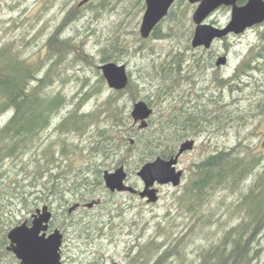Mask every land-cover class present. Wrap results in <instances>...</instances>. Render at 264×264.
I'll return each mask as SVG.
<instances>
[{
    "label": "trees",
    "instance_id": "16d2710c",
    "mask_svg": "<svg viewBox=\"0 0 264 264\" xmlns=\"http://www.w3.org/2000/svg\"><path fill=\"white\" fill-rule=\"evenodd\" d=\"M114 1L102 0L98 5L101 8L97 10L114 9L113 4L117 3ZM92 2L73 7L62 23L67 25L78 19L86 7L97 8V5L92 6ZM136 2L139 5V1ZM145 8L142 1L140 10ZM176 16L178 14L172 9L162 22L170 19L175 22ZM62 23L47 40L51 72H54L53 67L57 71L61 64L75 54V61L86 70L94 67L93 71L97 73L96 79L86 74L79 75L77 79L81 88L72 98L61 91L53 93L47 90L58 78L57 72L51 73L48 78L37 79L38 68L16 60L8 48L0 53V115L15 108L14 115L11 113V117L0 128V264L7 263L9 259L4 256L12 254L7 249L8 231L23 221L20 219L21 214L32 213L45 204L55 211L51 220L52 228H59L65 234L73 230L77 238H86L93 232H97L96 237L102 236L109 224L104 227L100 223L108 221L100 220L92 212L97 207H103L117 193L110 192L105 186V164L109 165L110 161L113 167L125 165L129 172L132 170L137 173L144 163L158 156L170 157L178 143L190 135V128L200 129L197 133L207 128L206 124L202 127L205 120L203 107L189 110L185 105L195 100L202 101L193 98L194 94L202 95L206 90L199 86L196 79L211 64L204 63L201 57L186 58L182 51L169 52L160 58L154 46L147 44L152 39L173 37L176 25L170 24L167 30L162 31L160 23L149 39H143L137 30V21L132 32L136 34L138 43L130 48L127 23L124 20L115 23L112 33L101 37V62L128 63V55L147 56L148 63L138 76L144 83L145 92L143 95L139 93L138 79H134L129 70L128 86L123 90L111 89V93L99 105L90 109L84 108V104L108 88L107 82L94 55L85 50V37H62ZM191 46L188 45L186 49L190 50ZM258 51L255 54L257 57ZM261 52H264V45ZM239 71L243 75L248 69L243 66ZM216 81L219 86L226 82L222 78ZM184 84L197 85L198 89L185 88ZM177 95L180 98L176 100L181 101L183 106L180 110L174 109L172 105ZM124 97L128 100L123 105ZM139 99L145 100L154 109L145 129L130 127V108ZM66 107H71V110L55 123V116ZM230 114L231 111L226 109L227 124L233 119ZM210 118L217 120L218 115L211 114ZM244 119L241 117L242 122ZM178 124L187 130L180 131L177 129ZM53 126L59 136H66L62 145L59 141L44 143V135ZM70 133L79 136L92 134L88 154L84 155L81 163H78L75 155L79 153L78 150H87L81 148L78 142L70 141L67 138ZM33 151V161L30 159L27 163L25 157ZM263 155L264 151L251 154L249 150L238 154L234 148L216 149L206 158L195 162L194 177L182 194V201L188 202V210L197 214L214 191L230 188L231 192L237 193V198L228 206V210L241 215V219L237 225L225 231L222 242L199 253L194 264H253L257 258L260 260V239L264 233V175L253 174ZM252 176L253 180L249 181ZM246 182L250 183L249 189H240V185L247 186ZM93 199H101V203L92 209L83 208L85 212L81 214V208L69 213V207L75 203ZM84 213L88 219L84 218ZM156 240L158 237L149 239L144 245L137 243L136 248L130 246L129 251L137 250L136 261L139 258V262L141 260L145 264H167L181 257L178 247L184 240L183 236L175 238L169 246Z\"/></svg>",
    "mask_w": 264,
    "mask_h": 264
},
{
    "label": "rangeland",
    "instance_id": "374dc122",
    "mask_svg": "<svg viewBox=\"0 0 264 264\" xmlns=\"http://www.w3.org/2000/svg\"><path fill=\"white\" fill-rule=\"evenodd\" d=\"M101 1L93 0L92 6L97 5V8L86 7L82 11V16L65 25L62 21L67 12L73 7H77L80 0H0V53L3 49L8 48L7 50L16 55L27 57L25 60L35 68H39L46 63L50 64L51 62L48 60L44 47L47 45L48 38L60 27L61 23L63 25L62 37H85V50L94 55L98 66L102 63L101 59L103 57V53L99 50V47L103 45L101 37L105 38L108 33L111 34L115 23L118 24V22L124 20V22L129 24L123 23V25L126 24L127 26L126 31L130 41V48L133 45L136 46L138 40L135 39L136 34L132 30L137 21H139L137 30L140 34V25L146 10V8L140 10L143 0H138L139 5L136 2L137 0H116L117 3L113 4L114 9L104 11L97 10L101 8V6H98ZM197 5L190 3L189 0H177L175 7L172 8L178 14L176 21L165 20L160 26L161 30L164 31L163 29L167 30L170 24L172 26L176 25L173 37L160 40L152 39L147 42L148 46H154L160 58L173 51H182L186 58H202V55L206 56V53L191 46V38L195 29L192 17ZM130 7L131 9H129ZM128 9L129 12L127 13ZM230 18L231 7L222 6L211 13L207 18V22L216 26H224L230 21ZM262 33H264V28L259 31L249 32L240 38L231 36L224 43L217 40L213 44L210 56L216 54L218 50H223L222 52L229 53L228 63L222 67H216L213 63L197 77L196 81L198 80L199 86L206 89L204 92H207L208 95L221 93L220 90L222 88L218 85L216 79L228 78L234 74L238 67H243L242 64L259 50L255 45L259 42V34ZM188 45L191 46L190 50L186 49ZM252 46L251 52L246 56ZM74 57L75 54H72L69 60L61 64L60 68L57 69V77L59 78L52 82V86L47 89L48 91L53 93L61 91L68 98H72L81 88V84L77 79L79 75L83 76L86 74L96 79L97 73L93 71L94 67L86 70L79 62L74 60ZM127 59L128 63L125 64H128V71H132L134 79H138L137 90L143 95L145 86L138 76L148 63V58L142 54H131L127 56ZM242 60L244 62H241ZM255 76H258V74H255ZM259 77L263 78L264 73L259 74ZM187 86L188 88L198 89L197 85L194 84H187ZM187 86L184 84L185 88ZM111 91L109 86L108 88L106 87L101 94L94 96L85 103V106L83 105L84 108L91 109L96 107ZM223 91L226 103L231 106L229 102L232 100V95L228 89ZM248 93L250 92L247 91L246 94ZM236 95V93L233 94V96ZM122 100L124 105L128 98L124 97ZM132 108L133 105L130 108V112ZM69 110H71V107L61 110L55 116V123L61 120ZM11 113V110H7V112L0 115V128L11 117ZM132 126L135 127L133 119L130 127ZM242 133V138H250L245 143L253 142L258 136L257 133L252 135L250 131ZM91 135L84 134L79 136L78 134L70 133L67 138L72 142H78L81 148L87 150L90 147L89 145H91ZM65 138L66 136L64 135L59 136L55 126L51 127L49 132L43 137L45 145L55 141H59L62 145ZM236 140V134L233 130H229L228 124H226V130L219 133L218 138L214 139V141L207 140L205 135L200 136L194 150L183 157L181 166L185 169L186 176H184L181 186L164 187L159 201L145 205L144 209L134 208L132 199L125 194L116 193V195L109 198L103 207H97L92 212L100 220L108 221L100 223L104 227L109 224L102 236L99 237L97 235L98 237H96L97 232H93L90 236L87 235L86 238H77L73 230L68 231L63 244V253L73 255L69 258L70 263L79 257L84 264H96L99 261L101 264H110L123 260H127L131 264H145L141 260L139 262V258L136 261L137 250L129 251L130 246L136 248L137 243L144 245L149 239L153 240L157 237V242H163L169 246L175 238L183 236L184 240L178 247L182 253L181 257L173 259L167 264L196 263L199 253L210 249L212 245L222 242L225 231L237 225L240 221L241 215L234 213L231 209L228 210V206L237 198V193L231 192L230 188L214 191L197 214L188 210V202L182 201V194L192 176L194 177L193 166L195 162H199L203 157L206 158L208 154L214 153L216 149L225 150L235 147ZM243 147L246 148L245 144L239 146L238 149H234L238 154L249 150H251V154L262 152L258 148L245 150ZM34 152L26 155L25 161L27 163H29L30 159L31 162L33 161ZM78 152L75 157L78 163H81L84 161V155L88 154V150L83 152L78 150ZM105 165L108 170H114L121 166L113 167L110 161L109 165ZM125 168L129 174L130 181L138 182L140 180L136 171L131 170L129 172L128 167ZM253 175H264V155ZM253 178L254 176L249 181H252ZM246 184L247 186L240 185L239 188L245 187V189H249L250 183L246 182ZM80 211L79 214L85 212L83 207H81ZM31 214L24 212L21 214L20 219H23V221L28 220ZM85 215L84 213V218L87 217ZM134 241L135 243L133 244L132 242ZM260 243L261 258L260 260L259 258L254 260L253 264H262L264 262V233L261 236Z\"/></svg>",
    "mask_w": 264,
    "mask_h": 264
},
{
    "label": "water",
    "instance_id": "95a60500",
    "mask_svg": "<svg viewBox=\"0 0 264 264\" xmlns=\"http://www.w3.org/2000/svg\"><path fill=\"white\" fill-rule=\"evenodd\" d=\"M90 0H81L79 6H83ZM198 4L193 13L195 29L191 38L193 48H211L214 41L223 39L230 34L238 35L246 29L264 22V0H247L240 4V0H189ZM175 0H146V10L143 14L140 25V35L148 39L158 24L168 15ZM231 7V18L225 26H216L208 23L207 18L218 8ZM227 56L217 59L216 65L223 66L227 63ZM107 85L112 90L125 89L130 81L128 68L125 63L116 61L102 62L99 65ZM154 113L145 100H138L133 104L131 116L134 123H139V129L148 127V120ZM134 140H132V143ZM195 147V140L188 139L181 143L178 153L170 159L158 156L153 160L144 163L137 171V175L144 182L145 187L140 196L147 198L148 202L155 203L159 200V192L155 184H172L177 187L182 183L183 171L177 170L176 165L179 157L192 151ZM128 172L125 165L114 170H105L103 179L106 188L110 192H137L138 190L126 183ZM101 199H93L89 202H77L69 207V213L76 211L81 204L91 209L99 205ZM53 217V210L45 204L33 214L31 224L27 220L17 224L8 231L10 244L7 249L13 252L21 261L20 264H61V249L64 243V233L56 228L49 235L50 222ZM110 264H126L112 262Z\"/></svg>",
    "mask_w": 264,
    "mask_h": 264
},
{
    "label": "flooded vegetation",
    "instance_id": "af4514ba",
    "mask_svg": "<svg viewBox=\"0 0 264 264\" xmlns=\"http://www.w3.org/2000/svg\"><path fill=\"white\" fill-rule=\"evenodd\" d=\"M143 1L146 4V0H143ZM241 1H244L243 3H245L247 0H240L239 3L243 4V3H241ZM176 3H177V0H175L174 4L170 8L169 13L171 12L172 8L175 7ZM79 7H81V6H79ZM262 28H264V22H262L260 24H256V25L246 29L241 34H238V35L232 34L226 38L217 39V40H220V42L224 43L231 36L240 38L244 35H247L249 32L259 31ZM258 41L259 42L257 43V45H255V46H257L256 48H259V51H260V52L258 51L259 52L258 57L255 56L256 53H254L251 57L249 56L250 59H248V61L244 62L243 61L244 59L241 61V62H244L242 65L248 69L247 72H245L242 75L241 71H239L240 67H238L237 70L234 71V74L232 76L225 78V79L222 78L223 80H226V82L223 84L221 83V86H220L222 88V90H220L221 93L212 94V95H208L207 92H205L202 95L194 94L193 95L194 99H202V101L195 100V101L188 102L185 105V106L189 107V110H196L197 107H203V113L205 115V116H203V118H205V120H204V124L202 125V127L206 124L207 128H204L202 131H200L198 133L196 131H199L200 129L193 130L192 128H190L189 129L190 135L178 143L176 150L167 159H170L171 157L175 156L178 153L181 143L185 140L194 139L195 140V146H196V142L198 141L200 136L205 135V136H207V140H210V141H214V139L218 138V134L222 133V132H224V130H226L227 122L225 119V111L227 108L231 111L230 116L233 118L232 120L228 121V128H229V130H233L236 134V137H237V140H236L237 142L235 143L236 146L233 148L238 149L239 146H241L242 144H245L246 148H258V149H261V151H264V77L263 78L259 77V74L264 73V68H263V66H264V63H263L264 62V52H261V48L264 45V33L259 34ZM253 46L248 51V54L246 56L249 55V52H251ZM44 49L48 55V50H49L48 45H45ZM197 49L203 53H206V56L202 55V59H203V62L207 63V64H213L214 63L216 65V61L219 57L227 56V58H228V56H229V53L222 52L223 50L222 51L218 50L216 54L210 56V52H211V50H213L212 47L211 48L199 47ZM13 54H14L16 60H20V61H22V63L29 65V63L25 60L27 57H22V56L16 55L15 53H13ZM48 60H49V56H48ZM227 63H228V61H227ZM225 65H223V66H225ZM216 67H220V66L216 65ZM58 68H60V67H58ZM53 70H54V72H56L55 67H53ZM54 72H51L50 64L46 63V64H43L42 66H40L38 68V70L36 71V77H37V79H45V78H48V76ZM255 74H258V76H255ZM28 75H30L29 80H30V83L32 84L33 79L31 78L32 77L31 73H29ZM224 89H228L229 93L232 95V100L229 102V104H231V106H229L228 103H226L225 94L222 93V91ZM247 91H249L250 93L246 94ZM234 93H236L237 95L233 96ZM176 98H180V95H177V97L174 98L172 105L174 106V109L180 110L183 108L182 102L177 101ZM216 98L218 100H216ZM12 109L13 110H11V111H12V116H13L15 113V108H12ZM211 114L218 115V119L217 120H214L213 118L211 119L210 118ZM241 117L245 118L243 120V122L241 120ZM134 125L138 127L139 123H134ZM242 128H243V131H242ZM177 129H179L180 131L185 130V129L187 130L186 127H182L180 124L177 125ZM248 131H250V133L252 135L254 133L258 134L257 138L255 139L257 141L254 140L253 142L245 143L246 141H249L250 138L245 137V139H244L241 137V135H243L242 132L247 133ZM188 152H190V151L183 153L179 157L178 163L176 165L177 170L183 171V177L182 178H184V176H186V172H185V169L182 168L181 164L183 162V157H185L186 154H188ZM126 183L133 186L138 191L137 192L125 191V192H117V193L125 194L130 199H132V201H133L132 206L134 208L144 209L145 205L151 204V202H148L147 198H143L140 196V192L145 187V184L141 179L138 182H132V181H130V177L128 174V178L126 179ZM181 185H179V186H181ZM166 186L169 187V186H173V185L171 183L165 184V185H161V184H157V183L155 184V187L158 189V192H159V199L161 198L162 189ZM179 186H177V187H179ZM173 187H175V186H173ZM41 207H39V208H41ZM81 207L86 208L82 204L79 208H81ZM50 208L53 210V216H54L55 215L54 208H52V207H50ZM37 209L38 208H36L35 211L32 212L31 217L27 220L29 224H31L32 219H33V214L37 211ZM55 229H56V227H54V228L51 227V222H50V228L47 231V234L49 235ZM66 236L67 235L64 233V242H65ZM9 244H10V241H9ZM63 248H64V245L62 246V249H61V264H84V263H82V259L79 257L77 259H75L72 263H70L69 258L72 257L73 255L63 253ZM4 257H7L9 259V261H7V263H3V264H20L21 263V261L17 258V256L13 252L11 255H6ZM11 261H14V263H12ZM119 262L131 264L127 260H123V261H119Z\"/></svg>",
    "mask_w": 264,
    "mask_h": 264
},
{
    "label": "bare ground",
    "instance_id": "6f19581e",
    "mask_svg": "<svg viewBox=\"0 0 264 264\" xmlns=\"http://www.w3.org/2000/svg\"><path fill=\"white\" fill-rule=\"evenodd\" d=\"M29 99V98H28ZM29 110V109H28ZM41 112V111H40ZM34 113V112H33ZM39 116V115H38ZM30 128V127H29ZM204 201H205V199H204Z\"/></svg>",
    "mask_w": 264,
    "mask_h": 264
}]
</instances>
